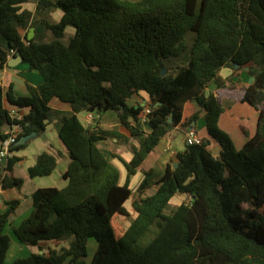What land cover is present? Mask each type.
I'll return each mask as SVG.
<instances>
[{
    "label": "trees",
    "instance_id": "1",
    "mask_svg": "<svg viewBox=\"0 0 264 264\" xmlns=\"http://www.w3.org/2000/svg\"><path fill=\"white\" fill-rule=\"evenodd\" d=\"M29 1L0 0V71L21 54L44 78L28 84L23 96L0 88V146L16 136L6 165L0 162V181L3 189L23 187L14 173L22 158L14 153L28 142L14 144L33 131L44 133L45 120L56 116L71 159L63 173L68 183L35 190L31 215L13 231L40 250L43 242L69 243L10 264H264V0H39L38 9L63 12L58 22H43L50 41L22 35L35 25L33 13L22 10ZM68 27L75 33L66 41ZM245 67L254 81L241 100L259 117L256 133L238 149L219 124L228 87L221 71ZM134 96L146 103L130 105ZM54 98L72 111L53 110ZM6 102L27 108L24 119H13ZM201 110L219 156L208 138L186 144L163 172L144 170L133 190L131 177L149 154L171 131L187 130ZM80 112H112L127 133L87 125ZM114 138L136 142L131 160L98 146ZM112 158L126 168L124 183ZM57 165L55 155L42 152L28 172L49 176ZM178 195L188 201L172 204ZM131 198L134 217L126 207ZM20 202L0 208V264L12 244L6 227ZM92 238L98 245L87 263Z\"/></svg>",
    "mask_w": 264,
    "mask_h": 264
},
{
    "label": "crops",
    "instance_id": "2",
    "mask_svg": "<svg viewBox=\"0 0 264 264\" xmlns=\"http://www.w3.org/2000/svg\"><path fill=\"white\" fill-rule=\"evenodd\" d=\"M39 0H30L27 3L22 5V10L27 9L30 10L32 15V21H35L34 26H28L22 30V35L25 37V40H30L33 38H37L38 40H45L46 36H52L50 30H48L43 23L44 21L50 23L58 22L61 17L63 16V12L60 9L51 7L47 9H38ZM75 33V29L73 27H68L66 29V37L65 40L67 41L70 36ZM51 38V39H52ZM50 41V40H46ZM12 57V56H11ZM10 57V58H11ZM222 76L228 79V87L233 85L236 91L231 92L230 90L222 91L221 93V102L224 107V111L220 118V126L227 131L231 132L238 149H241L249 137L253 136L257 130V122L259 117V111L254 106L250 105L247 102H243L241 97L243 96L244 89L253 83V77L249 74L248 69H231V68H224L221 71ZM44 78L41 74L36 71L30 69L29 65L22 61L15 66H9L8 64L0 71V82L2 84V89L4 92L8 91L11 87L14 93L18 96H23L28 94V84L37 86L42 84ZM209 90L212 92H216L215 86L212 84L209 87ZM130 105H134L137 102H142V104L146 103V100H143L139 96H134L129 101ZM229 106L228 110L225 108V104ZM8 108H10V103H5ZM50 106L53 110L62 111L65 113H69L72 111L71 106L68 103H65L57 98L52 99L50 102ZM198 109H200L198 107ZM24 113L28 111V109H21ZM204 111H200L199 117L197 121H194L193 128L197 131L199 136L202 138H208L210 140V148L214 156H219L221 152V146L218 142L214 139H211L208 135L206 122H205V115ZM89 113L87 112H80L78 115L84 123L87 125L97 126L100 125L104 128H117L121 132H126V130L119 124L117 117L115 114L111 113H104L100 116L99 119L95 117L93 114L94 119L92 121H87V116ZM251 114L255 119V125L252 122H248L244 115ZM113 117L115 118V122L113 124H107L106 118ZM57 117H53L52 121L48 120V125L46 131L42 134H38L35 138H32L27 146L14 154L20 156L22 158L21 161L15 164L14 166V173L17 177L24 179L23 187L18 190L17 188L11 189H0V208L5 210L7 209L6 201L11 199H19L20 205L18 206L16 212L12 214L10 217V222L6 227V233L11 237L12 244L10 249L7 253L6 263L10 264L19 258H25L30 256L33 253H42L43 250L48 251L49 248H61L67 247L69 240L54 242L48 241L43 242L41 244L43 250H40L38 245H30L21 243L15 236L13 228L19 226L24 219L29 217L33 211V200L32 194L38 188H45V187H58L63 188L67 185L68 181L63 178V173L67 170L69 163L71 161L68 151L61 141L58 130H57ZM192 123V124H193ZM250 126L248 130L249 136L242 131L243 125ZM190 128V127H189ZM188 128V129H189ZM15 130H19V127L14 126ZM187 129V130H188ZM178 130V129H176ZM176 130L171 131L166 137H164L159 145L149 154L145 162L142 166L138 169L137 173L131 177L130 187L133 190H136L138 185L144 178V170H149L155 168L159 173L163 172L167 163L173 161L175 159V154L182 150H175L172 145L173 135ZM187 130H180L185 136ZM127 133V132H126ZM109 140H112L110 144H108ZM103 141V144H106L107 147L98 146L103 150L109 151L111 153L117 154L125 158L126 160H131L133 157V146L136 145V142L130 140L129 143H126L122 140H118L116 138L109 139ZM112 144V147H111ZM186 144V142H185ZM109 146V147H108ZM128 146L131 147V151L128 149ZM213 147V148H212ZM185 149V148H184ZM42 152H49L56 156L58 165L54 172L49 176H37L31 177L29 175L28 169L29 167L33 166L36 163L37 157ZM112 162L114 164H118L120 161L118 158H112ZM121 163V162H120ZM116 164V165H117ZM123 166V164H122ZM124 167V166H123ZM127 175L121 177V183L125 182ZM63 178L65 180L63 184L57 185L55 184V178L57 177ZM155 191V188H152L148 193H152ZM127 203V202H126ZM127 207V206H126ZM127 209L130 211L129 207ZM131 212V211H130ZM131 216L132 212H131ZM134 217V216H133ZM129 226V225H128ZM94 238L90 239L88 243V249L91 248L92 258L95 254L97 249V241L94 243ZM89 256V255H88ZM87 256V258H88ZM87 260V259H86ZM92 260V259H91ZM88 263V261H87Z\"/></svg>",
    "mask_w": 264,
    "mask_h": 264
},
{
    "label": "rangeland",
    "instance_id": "3",
    "mask_svg": "<svg viewBox=\"0 0 264 264\" xmlns=\"http://www.w3.org/2000/svg\"><path fill=\"white\" fill-rule=\"evenodd\" d=\"M45 38H46L45 40H51L52 36H51V37H50V36H46ZM227 90H230V91L233 92V93H234V91H236V89H235V87H234L233 85H230V86L227 88ZM224 104H225V103H224ZM224 106H225V108L228 110L229 106L226 105V104H225ZM109 113L113 114L112 112H109ZM101 115H102V114H101ZM101 115H99L98 113H95V117H96L97 119H99ZM244 117L246 118V120H247L249 123L253 121V124L255 125V123H256V119H255L251 114H246V115H244ZM106 122H107V124H113V123L115 122V118H113V117H107V118H106ZM220 127H221V126H220ZM221 128H222V127H221ZM222 129L225 130L226 132H228V133L231 135V137H232V139H233V141H234V144H235L236 148H238V147H237V144H236V141H235V139H234L232 133L229 132V131H227V130L224 129V128H222ZM241 129H242V131L247 135V137L250 135L249 132H248V130L250 129V126L244 124V125L242 126ZM247 129H248V130H247ZM105 141H106V140H105ZM111 141H112V140H109L108 144L112 143ZM99 145L102 146L103 148H104V147H107L106 144H103V141H102V142H99ZM172 145H173V147L175 148V150H184V148H185V146H186V144H185V136L183 135L182 132H180V130H176V131H175V133H174V135H173V139H172ZM108 147H109V146H108ZM111 147H112V144H111ZM212 148H213V147H212ZM128 149L131 151V147L128 146ZM103 150H104V149H103ZM210 150H211V148H210ZM104 151H106V150H104ZM106 152H109V151H106ZM116 164H117V163H116ZM117 166H118V168L120 169L121 177H122V176L124 175V173H126V168L123 167V166H122V163H120V162L117 164ZM61 177H62V176H61ZM61 177L58 176L57 178H55V182H54V183L57 184V185H60V186H61V185L63 184V182L65 181V180H63V178H61ZM182 201H188V197L183 196V195H178V196H176V197L173 199L172 204L177 205V204L181 203ZM126 206L129 207L130 211L132 212V215H133V216H136V213H135V211L133 210V207H132V198H131L130 200L127 201ZM120 219H121V222H122L125 226L130 225V220H129L128 217H126V216H121ZM93 241H94V243H96L95 240H93ZM88 255H89V256H88V258H87V261H88V263H89V262L91 261V259H92L91 248L88 249Z\"/></svg>",
    "mask_w": 264,
    "mask_h": 264
},
{
    "label": "built area",
    "instance_id": "4",
    "mask_svg": "<svg viewBox=\"0 0 264 264\" xmlns=\"http://www.w3.org/2000/svg\"><path fill=\"white\" fill-rule=\"evenodd\" d=\"M0 88L2 89V84L0 82ZM10 115L13 119L16 120H23L25 113L18 109L17 107H11L9 108ZM146 112H150V109H146ZM94 119V116L92 113H89L87 116V121H92ZM16 141V136L11 135L9 138L5 139L1 146H0V162H2V159L4 157H10L12 155V152L10 151L11 145ZM185 142L186 144H201L202 143V137L199 136L197 131L194 128H189L187 132L185 133ZM2 188V184L0 181V189Z\"/></svg>",
    "mask_w": 264,
    "mask_h": 264
},
{
    "label": "water",
    "instance_id": "5",
    "mask_svg": "<svg viewBox=\"0 0 264 264\" xmlns=\"http://www.w3.org/2000/svg\"><path fill=\"white\" fill-rule=\"evenodd\" d=\"M23 61V56L21 54H18V55H15V56H12L9 60H8V65L9 66H15L16 64L20 63ZM235 67H238L237 64H235ZM245 69H248V67H245ZM163 73H165V70H163ZM45 122L47 123L48 122V119L45 120ZM195 123H193L190 128H193ZM17 127H19V125H16ZM38 132L37 131H33L29 134H26L24 136H22L19 141H17L14 145H24L26 144L27 142H29L32 138H35L36 136H38ZM7 160L8 158L7 157H4L2 159V163L4 165H6L7 163ZM178 165V163H175V167Z\"/></svg>",
    "mask_w": 264,
    "mask_h": 264
}]
</instances>
